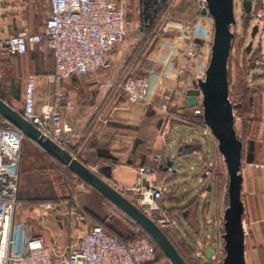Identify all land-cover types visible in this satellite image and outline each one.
<instances>
[{
  "label": "crops",
  "instance_id": "0c3cea01",
  "mask_svg": "<svg viewBox=\"0 0 264 264\" xmlns=\"http://www.w3.org/2000/svg\"><path fill=\"white\" fill-rule=\"evenodd\" d=\"M157 1H159L158 3L162 2V0ZM258 1L253 0V7L258 5ZM125 3L127 7L132 9L133 13L132 19H129L132 32L130 39L139 35L143 38L149 24V18L145 17L144 14L145 0H125ZM198 4L199 1H197V9L200 8ZM201 10L199 18L197 17L192 25L200 28L201 25L198 24H202L203 27L201 26V28L204 30V36L209 38L213 30V21L207 15H202ZM48 17L49 6L47 0L36 2L16 0L0 13V39L21 33H41ZM151 18L155 20L154 22H158L161 17L156 13ZM172 24L177 25L180 23L174 22ZM161 30L162 28L154 35L153 44L134 68V72L138 71L140 74H144L151 71H160L165 60L171 57L170 48L176 40H174V43L170 42L169 35L161 38L163 35ZM259 39L258 37L257 41ZM258 43L256 47H259L260 53L264 55V43L261 45L260 42ZM253 46L252 49H255ZM135 50L136 48L133 47L132 43H121L108 55L106 59L107 67L94 75L73 78L63 83L67 103L70 102L73 108L69 110L64 105L58 111L63 122L84 135L82 147L80 149L70 148L68 149L69 153L74 154L79 161L91 169H98L105 165L111 166V178L106 180L112 187L118 190H128L132 187L140 188L153 184L164 190V187L169 186V183L164 182L165 177L159 179L155 176L154 180L148 184L145 182V176L137 173V168L140 166H149L150 156L147 155L144 160L142 158V161L140 156L133 157L131 155L134 148L140 146L135 142L134 132L141 122L152 119V113L149 112L152 107L147 110L138 123H130L123 116L118 120L111 121L106 127L90 128L95 114V107L104 103L112 85L127 73V65ZM201 51L202 48L199 51V56ZM184 57L185 44L179 42L178 49L172 56L171 62L186 66L187 61ZM198 63L196 65L192 63L191 68L195 66L198 69ZM0 70V83L3 80L2 88H0V98L16 111L21 112L22 110L24 88L28 77H34L36 80L34 95L36 109L39 110L44 105L50 106L54 103L57 89V86L51 81L54 61L44 41L33 49H29L23 56L14 57L12 60L5 56L0 57ZM250 79L251 76L248 79L249 84L255 85V82ZM181 83L183 87L187 88V91L194 88V86H189L187 77H184ZM12 85H19V92L17 88L13 94L10 89ZM156 101H158L156 104L158 106L162 100L156 97L154 103ZM245 120L250 123L246 135L251 138L249 140L246 138L249 142L248 145L246 144L242 158L241 200L244 206V257L245 264H264V94H262L260 101V110L250 112L248 116L245 115ZM242 123L243 121L240 122V124ZM9 127L15 129L0 117V130ZM236 131L239 134L237 124ZM24 142L26 143L25 146ZM215 144V140L212 138L213 150L216 148ZM182 145L195 146L196 143L184 140ZM198 147L191 153H187V155L197 153L200 150ZM11 149L15 150V147H11ZM18 151L20 165L16 198L20 203L14 213L15 245L18 251L23 249V236L40 238L45 246L55 247L62 252H66L70 248L78 247L82 236L81 230L88 231L93 226L99 225L111 230L113 216L108 206L111 204L99 193L93 189L81 191L79 186L83 182L76 176H72L71 183L67 184L68 170L59 165L56 160L55 162L50 160V163L54 166L52 172L42 170V167L48 161L46 153L28 138L24 137ZM167 155L166 149H164L163 155L158 156V167L162 163L161 159ZM109 157L115 158L116 164L107 161ZM161 173L165 175L166 172L163 170ZM46 176L50 179L55 178V192L52 191L49 182L46 184ZM62 184H65L63 188L56 189V186ZM102 200L104 205L101 207L93 206L95 201ZM79 213H82L85 217L83 222L77 218ZM187 213L188 211L185 212V218H187ZM198 216V209H196L193 220L191 217L186 222L189 228L190 226L194 229L201 227ZM197 234L203 240L208 237V235L205 236L201 232V228ZM210 240L209 235V240H205L207 241L205 250L210 247L214 251L213 259L218 256L219 246H217L216 237L214 241L215 248L210 245ZM209 262L211 263V261Z\"/></svg>",
  "mask_w": 264,
  "mask_h": 264
},
{
  "label": "built area",
  "instance_id": "2783aa9c",
  "mask_svg": "<svg viewBox=\"0 0 264 264\" xmlns=\"http://www.w3.org/2000/svg\"><path fill=\"white\" fill-rule=\"evenodd\" d=\"M15 1L0 0V13ZM167 1L169 0L160 2V9ZM47 2L49 17L42 32L15 34L0 39V57L5 56L12 60L14 57L25 55L29 49H33L43 41L46 43L54 61L51 76L52 83L57 86L54 103L50 106L44 105L37 110L34 98L36 80L34 77H28L20 114L58 147L65 150L80 149L84 142L83 133L63 122L58 111L64 105L69 110L73 108L70 102L67 103L63 83L73 78L94 75L107 67L108 55L129 34L128 8L125 0H47ZM238 3L241 5V0L238 2L234 0L235 7ZM199 6L203 9L205 0H199ZM242 11L245 16L246 13L243 9ZM248 20L250 29L255 25L258 26L256 37L262 38L264 0H259L255 7L252 5ZM196 28L187 24L173 25L169 21L162 28L161 34L169 35L176 40L170 48L171 57L165 60L160 71L147 72L141 76L129 73L123 75L112 85L104 103L95 107V114L90 125L93 128L106 127L111 121L123 116L130 123H138L147 110L155 106L156 97L162 100L158 104V109L170 119L202 118L200 104L191 109L186 107L187 88L181 83L182 79L187 77L189 86L196 88L198 80L204 78L202 71L207 66L209 54L202 56V71L195 66L191 68V64L196 65L201 57V54L199 56L201 47L195 44L194 40L200 39L204 47H210L213 30L209 38L202 39L195 33ZM179 42L185 44L186 66L171 62ZM234 119L235 123L243 121V117L237 113H234ZM23 139L24 135L11 127L0 130V264H150L155 261L156 249L149 239L140 237L126 245L108 235L100 226H93L88 231L81 230L82 236L78 247L70 248L66 252L55 247L49 248L40 238L28 236H23V249L18 251L15 245L14 213L20 203L16 198L20 165L18 150ZM11 147H15V150ZM71 155L76 158L74 154ZM92 170L98 172V169ZM157 170L158 168L150 169L141 166L137 169V173L155 178ZM64 186L65 184L58 185L56 189ZM79 187L81 191L87 190V185L84 183ZM118 191L129 198L160 229L176 230V224L170 218L164 203L163 190L152 184ZM115 211L118 210L115 209ZM77 218L82 222L85 220L82 213H79ZM126 219L136 226L129 218L126 217ZM218 226L219 221L215 228ZM208 239L207 237L206 240ZM196 244L198 250H193L187 244V248L192 249L194 261L197 264H207L206 242L197 238ZM217 257L219 260V256ZM202 258L204 260L201 262Z\"/></svg>",
  "mask_w": 264,
  "mask_h": 264
},
{
  "label": "water",
  "instance_id": "95a60500",
  "mask_svg": "<svg viewBox=\"0 0 264 264\" xmlns=\"http://www.w3.org/2000/svg\"><path fill=\"white\" fill-rule=\"evenodd\" d=\"M241 7L249 14L252 0H241ZM201 13L209 15L213 21V38L210 47H204L200 39L194 40L195 44L202 48L198 63L199 71L203 69L202 56L209 54V59L202 71L204 78L198 80L196 88L186 92V107L191 109L198 104L201 105L203 124L215 140L217 152L222 156L226 166L227 206L220 211L218 226L220 258L217 264H245L244 206L241 200L243 145L237 137L234 119L235 110L240 109L241 105L233 104L229 97V62L235 39L233 29L236 26L234 0H205V7ZM257 32L258 26L255 25L251 28V39L245 48L247 53L252 49ZM0 117L133 221L152 239L170 264H187L164 231L107 182L106 179L111 178L110 166H101L98 172H94L67 150L58 147L42 135L22 117L20 112L1 98ZM196 148L193 145H182L179 147L180 156L191 153ZM182 151L188 152L181 154ZM173 163L166 156L160 167L168 172L173 168ZM172 172L176 173V170ZM207 175L204 173L203 178H207ZM211 190L212 185L208 183L206 191ZM213 254L214 251L210 247L206 248L207 260H211Z\"/></svg>",
  "mask_w": 264,
  "mask_h": 264
},
{
  "label": "rangeland",
  "instance_id": "374dc122",
  "mask_svg": "<svg viewBox=\"0 0 264 264\" xmlns=\"http://www.w3.org/2000/svg\"><path fill=\"white\" fill-rule=\"evenodd\" d=\"M197 1L199 0H172L168 3V8H165V4L163 10L159 8V12L157 13L161 18H159L160 21L158 23V27L156 28H163L167 23H169V21L171 23L176 22L180 24L190 23L188 25L193 26L192 24H194V21L197 17L199 18V12L201 10L200 8L197 9ZM148 2L149 6L146 10H149V13L151 14L149 16H152V14L155 13L157 4L153 0H148ZM236 2H238V0H236ZM127 8L129 34L122 43L129 42L132 43L133 47L138 48L139 46L143 45L145 38H142L138 34L139 36L130 39V37L132 36V32L130 29L131 26L129 24V19H132L133 13L131 8ZM207 16L210 17L209 15ZM235 17L236 26L233 29V33L241 37L240 39L244 41V44H246L247 46L250 41V32L247 33L244 29L245 18L243 15L242 7L239 3L235 7ZM198 25H201L203 27L202 24ZM201 26L200 28H196L195 33L199 37L202 36V38L205 39L203 33L204 30L201 28ZM165 35L166 34H163L161 38H163ZM260 37L261 36H259V38ZM257 39L258 37L256 38V40H254L255 43L253 48H255V50L259 49V47H256L259 44L258 42H260V45L264 43V34H262V38H260L258 41ZM174 40L175 38L171 37L170 42L174 43ZM153 41L154 38H152L150 43L145 46L146 52L153 44ZM261 56L262 60H259L258 63L255 64L258 70H253L250 73V76L256 75L257 77V80L254 83L255 85L252 84V86L251 83L249 84L248 82L251 88L260 89L255 93H250L247 97V99L252 97V106L248 105L247 99L241 101L240 96L234 95L232 97V101L234 103L236 102L240 104L244 102L245 104L242 110H235V113L237 112L238 115H241V117H243V120L245 118L244 109L246 112H256L260 110V101L262 98V94H264V55L261 54ZM239 60H241V58ZM247 68H249V65L247 66ZM136 73L137 72H135L134 74ZM2 82L0 83V88H2ZM17 88L19 92V85L11 86L10 89L13 94L16 92ZM157 103L158 101H156L155 106H153L152 109L149 110V112L152 113V119L141 122L136 128V131L134 132L136 139L135 142L140 146H136L131 155L133 157L140 156L141 160L142 158L143 160L146 159L147 155L150 156L149 158L151 159L148 162L149 166L146 167L150 169H157L160 168L158 167V156H161V154L163 155V150L166 149V153L168 154L167 156L170 157V159L174 162L173 168L165 173L166 176L161 172H158L159 170H157V176L159 177V179L165 177L164 182L169 183V186L164 187L165 189L163 190L165 193L164 203L166 204V206L168 205V214L176 224V230H168L164 231V233L167 235L172 244L175 245L179 253H181L185 257H188L189 260L194 264H197L194 261L195 259H193L192 249L198 250L196 241L197 238H200V236H198L197 234L199 232V229L201 228V232L205 236L208 235V238L210 235L211 240L209 242L212 247L215 248V237L216 243L218 242L219 230L215 227L217 221H219L221 209L227 206V199H224L222 197L224 188L226 190L227 187L226 166L224 164L222 156H220V154L217 152V149L215 148L213 150L212 137L210 136V134H208L209 131L204 126L202 118L192 117L189 118V120H186L187 117L170 119L169 116L160 112L158 106L156 105ZM236 124L239 130V134H241L242 124H240V122H237L235 123V127ZM246 138L249 140V138L251 137L249 135L245 136L244 133L242 158L244 155L246 144L248 145L249 142L248 140H246ZM184 140H187V142L191 141L196 143L194 147L196 148L199 146L200 150L194 155L183 154L188 151H182L181 154L183 155L180 156L179 146L184 144ZM23 144L25 146L26 143L24 142ZM164 159L165 157L161 159V162H164ZM42 168V170L48 172L53 170L54 166L48 159V161ZM173 170H176V173L172 172ZM204 173L208 174L207 178H203ZM45 178L47 182L46 184H48L49 182L52 191L55 192V178L50 179L47 176ZM145 178V182H147L148 184H150L154 180L152 177ZM208 183L212 185V190L210 192L206 191ZM87 190L90 191L92 189ZM33 194L35 195L36 193ZM102 205H104L103 200L95 201L93 206L101 207ZM108 206L111 209L110 212L113 216V222L111 223L112 228L110 231L124 238L138 233L137 230L140 229L139 227H137V225L135 226L134 224L129 223L125 215L121 212L115 211V208L113 206ZM196 209H198V217L201 221V227H196L194 229L190 226L189 228L186 222L191 219V217L193 220V214ZM186 211H188V215L187 218H184L182 215L185 214ZM203 218L205 219L204 222ZM206 239L207 238L204 239V242H207L205 241ZM186 243L192 249L190 247L187 248ZM217 246H219V242L217 243ZM203 260L204 259L202 258L200 261L202 262ZM209 261H211V263ZM218 261V257L216 256L215 258L208 260L207 264H217ZM157 264L170 263L167 259L160 257Z\"/></svg>",
  "mask_w": 264,
  "mask_h": 264
},
{
  "label": "trees",
  "instance_id": "16d2710c",
  "mask_svg": "<svg viewBox=\"0 0 264 264\" xmlns=\"http://www.w3.org/2000/svg\"><path fill=\"white\" fill-rule=\"evenodd\" d=\"M153 1H155L157 6H156V9H155V13L152 14V16L155 15L156 13H158L159 12V8H160L158 6V5H160L158 3L159 1H157V0H153ZM171 1L172 0L167 1L165 8H168V5H169L168 3L171 2ZM162 2H164V0H162ZM145 6L146 7H145V10H144V14H145V17L149 18V24H148V27H147V30H146V34L144 36L145 41L143 42V45H141L138 48H136L132 58L129 60V63L127 65L128 66L127 73L132 72V73H129V74H132V75H135V76H141L142 75L138 71H137L136 74H134L135 73L134 72V70H135L134 68L143 59V57H144V55L146 53V47L145 46H147V44L150 43L151 39L155 37L154 35L159 30V28H156V27H158V23H159L160 19H159L158 22H154L155 20H152V18H151L152 16H149V15H151L149 13V10H146L148 8V6H149L148 0H145ZM163 8H162V10H163ZM145 11H147V12H145ZM244 18H245L244 19V21H245L244 22V29H245V31L247 33L251 32V29H250V26H249L248 14H246L244 16ZM155 23H157V24H155ZM240 38L241 37H239L238 35H235V39H234V43H233V50H232V54H231V58H230V62H229V97H230L231 101H232V97L234 95L235 96H240L241 97V101H244V100L247 99V97H248V95L250 93H255L258 90H260L259 88L258 89L257 88H251L249 86V84H248V79L250 78L251 71L258 70L256 68L257 66L255 64H257L259 60H262V56L260 54L259 49H257V50L251 49V51L249 53H247L246 50H245L246 44H244V41H242ZM240 58H241V60H239ZM248 65H249V68H247ZM250 80L252 82H256V80H257L256 75L251 76ZM247 100H248V105L252 106V97L248 98ZM233 104H239V103H236V102L234 103L233 102ZM240 105H241V107H240V109H238L239 111L244 108L245 104L243 102V103H240ZM244 113L247 116L250 114V112H246L245 109H244ZM249 127H250V123H248V120H245V121L243 120L241 135L238 134V132L236 131L237 137L242 142L243 146H244L243 136H244V133L246 135V133L249 131V130H247V129H249ZM90 128L94 129L91 125H90ZM90 128H89V130H90ZM67 151L70 152L69 150H67ZM46 156H47V158L49 160H52V161L55 162V160L50 155L46 154ZM107 161H109L111 164H116V159L115 158L109 157L107 159ZM58 164L61 165L60 163H58ZM107 166H109V165H107ZM158 170H159L158 172H162L163 171V169L161 167L158 168ZM72 176H75V175L68 170L67 179H66V183L67 184L71 183ZM157 177L158 176L156 174V178ZM87 189H89L88 186H87ZM223 192L224 193H223L222 197L224 199H227L226 194H225V188H224ZM182 216L185 218V214H183ZM99 226L108 235H111V236L117 238L120 242H122V243H124L126 245L131 244L135 239L140 238V237L149 239L151 241V243L153 244V246L155 247V249H156V259H155L154 262H152L150 264H157V262L160 259V257L166 259V257L158 249V247L152 241V239L141 228H139L140 230H139L138 233L133 234L130 237L124 238V237H121L119 235L114 234L112 231L108 230L106 227H104L102 225H99ZM181 256L183 257V259L185 260V262L187 264H194L192 261L189 260L188 257H185L182 254H181Z\"/></svg>",
  "mask_w": 264,
  "mask_h": 264
}]
</instances>
